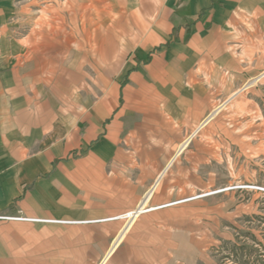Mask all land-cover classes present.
Returning <instances> with one entry per match:
<instances>
[{
    "label": "crops",
    "instance_id": "obj_1",
    "mask_svg": "<svg viewBox=\"0 0 264 264\" xmlns=\"http://www.w3.org/2000/svg\"><path fill=\"white\" fill-rule=\"evenodd\" d=\"M260 134L264 0H0V264H157Z\"/></svg>",
    "mask_w": 264,
    "mask_h": 264
},
{
    "label": "rangeland",
    "instance_id": "obj_2",
    "mask_svg": "<svg viewBox=\"0 0 264 264\" xmlns=\"http://www.w3.org/2000/svg\"><path fill=\"white\" fill-rule=\"evenodd\" d=\"M250 151L248 139L229 141L196 164L195 198L176 206L177 228L148 231L157 264H264V134L258 155Z\"/></svg>",
    "mask_w": 264,
    "mask_h": 264
},
{
    "label": "bare ground",
    "instance_id": "obj_3",
    "mask_svg": "<svg viewBox=\"0 0 264 264\" xmlns=\"http://www.w3.org/2000/svg\"><path fill=\"white\" fill-rule=\"evenodd\" d=\"M143 207L145 208V206H143ZM143 207H142V208H143Z\"/></svg>",
    "mask_w": 264,
    "mask_h": 264
}]
</instances>
